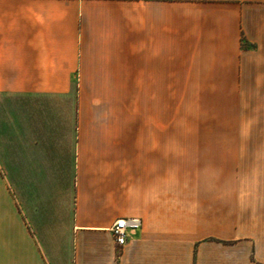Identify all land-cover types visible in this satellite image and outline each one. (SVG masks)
Returning <instances> with one entry per match:
<instances>
[{
  "label": "crops",
  "instance_id": "0c3cea01",
  "mask_svg": "<svg viewBox=\"0 0 264 264\" xmlns=\"http://www.w3.org/2000/svg\"><path fill=\"white\" fill-rule=\"evenodd\" d=\"M245 85L264 0H0V264H264L242 148L155 108Z\"/></svg>",
  "mask_w": 264,
  "mask_h": 264
},
{
  "label": "rangeland",
  "instance_id": "374dc122",
  "mask_svg": "<svg viewBox=\"0 0 264 264\" xmlns=\"http://www.w3.org/2000/svg\"><path fill=\"white\" fill-rule=\"evenodd\" d=\"M193 90L172 86L165 103H155L156 109H170L173 113V140H180L183 121L195 122L192 118H182L183 111L203 113L204 140L239 144L242 150L237 152L242 159L239 169L244 174L243 188L262 199L264 205V85L241 86L235 100L234 94L225 95L224 92L217 101L210 100L212 96L209 95L196 100ZM208 127L215 129L214 135L207 133Z\"/></svg>",
  "mask_w": 264,
  "mask_h": 264
},
{
  "label": "built area",
  "instance_id": "2783aa9c",
  "mask_svg": "<svg viewBox=\"0 0 264 264\" xmlns=\"http://www.w3.org/2000/svg\"><path fill=\"white\" fill-rule=\"evenodd\" d=\"M139 223V219L136 218H121L117 219L113 223L111 232L119 249L127 243L130 232L134 229H137Z\"/></svg>",
  "mask_w": 264,
  "mask_h": 264
}]
</instances>
